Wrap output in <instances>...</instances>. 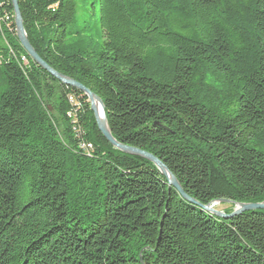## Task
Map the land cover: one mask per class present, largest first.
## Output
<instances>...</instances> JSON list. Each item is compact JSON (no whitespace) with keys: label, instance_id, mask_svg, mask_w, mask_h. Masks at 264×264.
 I'll use <instances>...</instances> for the list:
<instances>
[{"label":"trees","instance_id":"obj_1","mask_svg":"<svg viewBox=\"0 0 264 264\" xmlns=\"http://www.w3.org/2000/svg\"><path fill=\"white\" fill-rule=\"evenodd\" d=\"M17 1L33 49L102 101L116 141L203 206L264 203V0H96L98 46L76 0ZM0 264H264V210L214 217L115 150L0 0Z\"/></svg>","mask_w":264,"mask_h":264},{"label":"water","instance_id":"obj_2","mask_svg":"<svg viewBox=\"0 0 264 264\" xmlns=\"http://www.w3.org/2000/svg\"><path fill=\"white\" fill-rule=\"evenodd\" d=\"M12 6H13V12H14V24H15V30H16V36L18 38L19 43L21 44L22 48L25 50L27 55L31 58V60L40 66L43 70H45L48 74H50L52 77H54L56 80H58L61 84L73 88L79 92H81L86 98L90 105V110L93 113L95 124L97 126L98 131L102 135V137L105 139V141L112 146L115 150L121 152L122 154L130 155L133 157L141 158L155 166V168L161 173V175L166 179L167 184L169 187L173 188L183 200L186 202L199 207L200 209L204 210L205 212L211 214L214 217L220 218V219H230L232 217L238 216L245 212H253L257 210H264V203L259 204H242V203H233L229 200H217L212 202L211 204H208L206 206H203L193 200L192 198L188 197L182 190L181 186L179 185L178 181L174 177V175L168 170V168L154 155L129 146H125L118 141H116L109 130L106 116L104 112V105L102 101L94 94L92 93L88 88L80 84L79 82H76L75 80L68 78L66 76L61 75L60 73L53 70L50 66H48L36 53V51L31 46L28 37L26 35V32L24 30L23 21L21 17V13L18 6L17 0H11ZM98 106L101 108L103 112V120L99 118L98 115ZM221 203H230L235 205V209L233 212L229 215L223 213L222 211H217L214 209V207L217 204Z\"/></svg>","mask_w":264,"mask_h":264},{"label":"rangeland","instance_id":"obj_3","mask_svg":"<svg viewBox=\"0 0 264 264\" xmlns=\"http://www.w3.org/2000/svg\"><path fill=\"white\" fill-rule=\"evenodd\" d=\"M99 7L96 0H76V25L87 24V39L94 45H100L103 41V33L98 23ZM233 207L230 203L217 204L214 209L223 211L227 208ZM236 207H234L235 209Z\"/></svg>","mask_w":264,"mask_h":264},{"label":"built area","instance_id":"obj_4","mask_svg":"<svg viewBox=\"0 0 264 264\" xmlns=\"http://www.w3.org/2000/svg\"><path fill=\"white\" fill-rule=\"evenodd\" d=\"M21 62L22 64L26 65L27 64V60L25 57L21 58ZM69 101L70 104L74 107V111L69 112L67 115L70 119H72V123H73V128H74V132L77 134L78 137H80V130L78 129V127L76 126L78 124V121L76 119V111H75V107H78V104L76 102V100L73 97H69ZM79 148L82 152H84L87 156H91L92 152H93V146L88 143V142H80L79 143Z\"/></svg>","mask_w":264,"mask_h":264},{"label":"bare ground","instance_id":"obj_5","mask_svg":"<svg viewBox=\"0 0 264 264\" xmlns=\"http://www.w3.org/2000/svg\"><path fill=\"white\" fill-rule=\"evenodd\" d=\"M98 115H99V118L103 120V112L99 106H98Z\"/></svg>","mask_w":264,"mask_h":264}]
</instances>
